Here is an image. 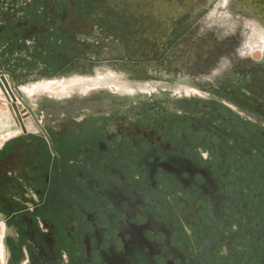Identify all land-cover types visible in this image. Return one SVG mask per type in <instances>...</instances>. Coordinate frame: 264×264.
Returning <instances> with one entry per match:
<instances>
[{
	"label": "flooded vegetation",
	"instance_id": "flooded-vegetation-1",
	"mask_svg": "<svg viewBox=\"0 0 264 264\" xmlns=\"http://www.w3.org/2000/svg\"><path fill=\"white\" fill-rule=\"evenodd\" d=\"M198 1L0 0V54L10 56L0 65L10 79L75 73L135 91L75 90L93 100L75 103L71 94L61 110H89L72 122L62 116V130L44 123L5 146L24 151L27 165L0 175L5 264H264V63L236 26L237 15H249L264 30V0H228L244 9L221 25L198 21ZM176 59L191 87L153 86L164 80L160 66ZM100 63L113 75L86 77ZM147 85L160 92L142 93ZM7 105L22 129L29 119L39 125L35 113ZM99 158L118 183L116 208L125 201L131 210L86 235L78 252L75 224L57 214L74 208L73 190L96 176Z\"/></svg>",
	"mask_w": 264,
	"mask_h": 264
},
{
	"label": "rangeland",
	"instance_id": "rangeland-1",
	"mask_svg": "<svg viewBox=\"0 0 264 264\" xmlns=\"http://www.w3.org/2000/svg\"><path fill=\"white\" fill-rule=\"evenodd\" d=\"M184 1H188V0H184ZM198 2H199V5H201V7L203 8V10H205L204 14L201 16L202 20H198V21H200V22L203 21L204 23L213 24V22H216V23H219L220 25H221V23H225V24L230 23L231 21L228 20V16L230 15L235 19L236 10L244 9V7L238 3H227V6H224L223 0H200ZM180 5H181V3H180ZM182 5H184V4H182ZM182 5H181V7H182ZM193 5H195V4H193ZM185 6L187 7V5H184V7ZM115 14H117V13H115ZM218 16L221 17V21L218 18ZM237 16H236V20H237L236 26L241 28L240 32H241V34H243L242 37H245L246 42H248V40L250 38L249 45H250L251 49L254 50L251 52L253 59L256 60L257 62L264 63V30L258 29L256 31L255 25H254L255 23L252 22V17H249V15L241 17V20H239L237 18ZM110 17H112L111 19L113 21H114V18H117V16L114 14H111ZM234 19H232V20L234 21ZM262 27H264V24L262 25ZM253 32H254V34H253ZM97 33H100V32L97 31ZM94 37H95V35H94ZM94 37L90 39L92 42H95ZM246 42H244L245 45H246ZM244 43H243V46L245 47ZM185 48L187 49L186 45L184 44L182 46L183 52H185ZM104 52H105L104 50L100 51V53H104ZM93 54H95V53H93ZM96 54L100 55L99 53H96ZM9 57L10 56H8V55L2 57L0 54V64L4 63L5 60L7 61V59ZM90 57L95 58L94 56H90ZM15 58H16L15 55H12L10 61H12V63H13L15 61L14 60ZM12 63L10 64V66H12ZM185 66H186L185 60L176 59V60L166 61V63L162 64L160 66V69H159V72L162 74L161 76L164 77L163 78L164 80H161V81L153 80L150 82L153 86H160L162 89L163 88L164 89L165 88H171L173 86L176 88V86L178 87L180 85H185V86L191 87L192 83H189L188 79L186 77L182 76L183 72L181 71L180 68H183ZM12 68L13 67H10V69H12ZM39 69H41V67H39ZM89 69H93L94 73L92 75L91 74L87 75L86 77H89V76L97 77L99 75L101 77H107V76L113 75L112 74L113 73L112 68H110L109 66L102 64V63L97 64V65H93V67H91ZM35 71H36V69H35ZM6 72H7V74H6ZM8 73H10V70H8L5 66L0 65V76L1 75H8ZM115 75L116 74H114V76ZM75 77H80V75L75 74V73H71L70 75H68L66 77L46 78V77H41L39 74L37 75L36 73L33 75H29V76H27L25 73H24V75L21 74L20 72L16 73L13 76V79H10V82L12 83L11 85H12V88L14 89L15 95L22 98L25 108H27L31 112L35 113V115L37 116V121H39V125L35 121L29 119V120L25 121L23 129L21 128V126H18V125H16L17 128L12 129L13 125L11 123V117L13 116V114H12V109L9 108L8 110L5 109V110L0 111V125H1L0 134H2V136H4L5 133L10 134V135L18 133V136H19V133L21 135V134H26L27 132H31V131L36 132V131H40L42 128L45 127L44 123H47V124H49L48 126L52 127V124H50L47 121L48 118L46 115H43L44 119L42 120V117H41L42 115L40 114L42 111L36 109V107L33 108L30 104L29 99L26 98V95H28V96H39V95L45 96L46 95L50 98L60 99L59 101L61 103L62 102L61 99L69 98L72 94L73 95L72 100L76 103V102H80V101L90 102L93 100L92 98L84 97L83 94H80V92H76L77 90L83 92L84 94H89V92L91 94L94 91H96L98 89V87L107 86V87H110V89L114 92H119V93L120 92H127V93H134L135 92L133 89L125 87L122 84H116V83L109 82V81L103 80V79H97V80L90 81V80H86L85 78H75ZM179 77H181V78H179ZM10 78H11V76H10ZM116 78H121V77H117V75H116L115 81L118 80ZM54 79L55 80L57 79V81H46V80H54ZM168 79H172V81L167 82L166 80H168ZM131 86L135 87L136 83L131 81ZM140 91L142 93H145L148 95H152L153 93H159L160 92L158 88H155V87H152L149 85L140 88ZM182 91H185L186 93H190V89H188V88H180L179 94H181ZM73 92H75V93H73ZM5 101H6V99H5ZM43 101L46 102L47 99L46 100L43 99ZM102 101H105V99H102ZM131 101H135V100H131ZM40 102H41V100L39 101V105L41 106ZM56 112L58 114V112H60V111L56 110ZM61 117H62V115L59 116V118H61ZM34 130H36V131H34ZM14 131H15V133H14ZM43 144H44V148H45V158L44 159H46V161L49 162L51 160L49 150H51L52 147L47 142H43ZM53 149H56V147H53ZM24 155H25L24 151L19 152V155H18L19 160L22 161ZM15 163H16L15 159H13V161H10V159H6L3 157L2 169L0 172V175H2V180L5 179L4 175H7V170H9L10 166L15 164ZM0 233L5 235V228L0 230ZM2 239L3 238L0 237V244H3ZM3 246H4V244H3ZM0 264H5V259L1 258V255H0Z\"/></svg>",
	"mask_w": 264,
	"mask_h": 264
},
{
	"label": "water",
	"instance_id": "water-1",
	"mask_svg": "<svg viewBox=\"0 0 264 264\" xmlns=\"http://www.w3.org/2000/svg\"><path fill=\"white\" fill-rule=\"evenodd\" d=\"M13 111V118L20 125L18 116ZM23 126V125H20ZM103 158L96 162L94 172L96 176L86 180L83 186L74 188L71 195V203L74 208L68 209V212H59L57 217H69L77 230V237L74 240L75 251L80 250L83 244V238L86 235L95 232L97 229H105L111 224L112 218L122 222L128 217L131 205L128 202H122L119 208L114 204V194L117 182L113 176L111 168ZM115 208L117 209L116 211ZM119 229V225H117ZM77 252V256L78 253Z\"/></svg>",
	"mask_w": 264,
	"mask_h": 264
},
{
	"label": "crops",
	"instance_id": "crops-1",
	"mask_svg": "<svg viewBox=\"0 0 264 264\" xmlns=\"http://www.w3.org/2000/svg\"><path fill=\"white\" fill-rule=\"evenodd\" d=\"M46 81H57V80H46ZM26 97H27V99H29L30 104H31V106L33 108L36 107V109L42 111L40 113L42 116L39 114L42 117V120L44 119L43 115H46L47 118L50 120L49 123L52 124V126L55 127L56 129L59 128V130H62V129H60V125H61V122H62V119L59 118L60 115L69 117L70 118L69 122H72L74 119H76V115H75V112L76 111H79L80 109L81 110H84V109L89 110V108H90L87 105L86 106H80L78 104L73 103L72 104L73 110L71 112V108H67L65 110H61L64 104H62V103L59 104V102L52 103V105L49 106L47 104V101L46 102L43 101V98L46 100V97H48L46 95L45 96L44 95H39V96H28V95H26ZM49 99H51V100H57V101L60 100L58 98H50V97H49ZM40 100L42 101V106L39 105V101ZM5 102H6L5 101V98L3 97L2 92H1V89H0V111L5 110V109H7V110L9 109V105H7ZM43 103H44V107H43ZM53 106H55V107H53ZM56 110L57 111H60V112H58V114H57ZM65 111H67V112H65ZM12 114H13V111H12ZM11 123L13 125L12 129L17 128L16 127L17 124H16L13 116L11 117ZM70 124L71 123H67V127H69ZM18 126H20V125L18 124ZM0 127H1V125H0ZM65 128H66V124H65ZM14 133H15V131H14ZM19 135H20V133H19ZM17 136H18V133L17 134L15 133L13 135L6 134L5 133L4 136H2V134H0V160H2L3 157L6 158V159H10V161H13V159H15L16 163L13 164V165H11L10 167H11V169L12 168H17L19 170L20 167L27 166L25 164L26 163L25 160H22V161L19 160V156H18V148L19 147H17L16 145H13V146L9 147L8 150L4 151L5 146L9 142H12ZM0 166H2L1 163H0Z\"/></svg>",
	"mask_w": 264,
	"mask_h": 264
},
{
	"label": "built area",
	"instance_id": "built-area-1",
	"mask_svg": "<svg viewBox=\"0 0 264 264\" xmlns=\"http://www.w3.org/2000/svg\"><path fill=\"white\" fill-rule=\"evenodd\" d=\"M11 84L10 78L7 75L0 76V89L2 95L6 99V103L10 105L15 103L21 105L22 109H25V107L22 105L21 98L15 95Z\"/></svg>",
	"mask_w": 264,
	"mask_h": 264
},
{
	"label": "bare ground",
	"instance_id": "bare-ground-1",
	"mask_svg": "<svg viewBox=\"0 0 264 264\" xmlns=\"http://www.w3.org/2000/svg\"><path fill=\"white\" fill-rule=\"evenodd\" d=\"M90 94V92H89ZM92 94V93H91ZM16 122V121H15ZM17 123V122H16ZM21 130V129H20ZM5 228V225L3 222L0 223V230L4 229ZM0 237L4 238V234H1L0 233ZM3 240V239H2ZM5 248L3 246V244H0V255H1V258L5 259Z\"/></svg>",
	"mask_w": 264,
	"mask_h": 264
},
{
	"label": "snow or ice",
	"instance_id": "snow-or-ice-1",
	"mask_svg": "<svg viewBox=\"0 0 264 264\" xmlns=\"http://www.w3.org/2000/svg\"><path fill=\"white\" fill-rule=\"evenodd\" d=\"M228 0H224V6H227Z\"/></svg>",
	"mask_w": 264,
	"mask_h": 264
}]
</instances>
